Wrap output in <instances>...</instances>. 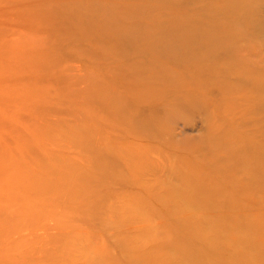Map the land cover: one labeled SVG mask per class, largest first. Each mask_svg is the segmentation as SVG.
Masks as SVG:
<instances>
[{
    "label": "rangeland",
    "instance_id": "374dc122",
    "mask_svg": "<svg viewBox=\"0 0 264 264\" xmlns=\"http://www.w3.org/2000/svg\"><path fill=\"white\" fill-rule=\"evenodd\" d=\"M250 1L261 56L264 0ZM195 5L0 0V264H263V189L247 203L190 193L227 168L208 138L241 127L229 106L204 95L205 112L161 115L160 140L139 142L103 108L131 100L129 65L188 29ZM229 149L263 163L259 146Z\"/></svg>",
    "mask_w": 264,
    "mask_h": 264
},
{
    "label": "bare ground",
    "instance_id": "6f19581e",
    "mask_svg": "<svg viewBox=\"0 0 264 264\" xmlns=\"http://www.w3.org/2000/svg\"><path fill=\"white\" fill-rule=\"evenodd\" d=\"M206 1L189 0V4L198 6L202 2L206 8L199 10L195 5L193 8L197 7V10L189 9L188 29L176 38L154 40L155 45L146 46V50L154 51L153 57L129 65L128 84L123 85L128 92L132 91L131 100L123 101L122 106L106 100L108 105L105 106L104 101L102 107L113 108L114 121L137 125V142L144 138L157 141L163 132L156 125L161 115L173 117L205 112L203 108L207 101L203 96L213 97L220 108L229 106L234 114L233 122L238 120L241 127H235L233 123L214 128L218 134L208 139L218 148L217 153L224 156L213 160L227 168L217 170L213 174L215 180L204 177L207 184L196 186L190 193L206 191L212 197L221 198L225 193L223 188L227 187L232 197L246 202L254 198L252 191L259 186L263 189L261 198H264V55L258 56L260 43L251 25V1ZM184 33L188 34L187 38ZM190 33L197 36L192 38ZM178 103L183 107L178 109ZM231 127L242 132L240 141L234 134L225 132ZM236 145L249 149L259 146L261 167H256V162H261L257 160V151L251 154L235 152L228 158L229 148L234 149ZM132 160L136 164L139 161L135 155ZM215 183L220 190H212L210 185ZM252 256L250 252L249 257ZM257 257L258 263L264 264V255Z\"/></svg>",
    "mask_w": 264,
    "mask_h": 264
}]
</instances>
